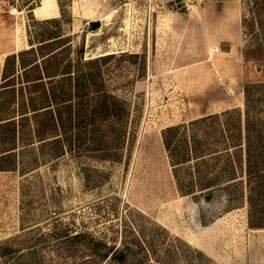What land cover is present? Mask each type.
<instances>
[{
  "label": "rangeland",
  "instance_id": "rangeland-1",
  "mask_svg": "<svg viewBox=\"0 0 264 264\" xmlns=\"http://www.w3.org/2000/svg\"><path fill=\"white\" fill-rule=\"evenodd\" d=\"M211 1L0 0V88L12 82L19 96V60L48 55L55 92L74 90L59 80L63 69L92 72L78 82V92L87 88L79 111L96 89L120 111L43 141L31 117L20 125L15 102L0 105L18 124L15 167L0 171V264H110L58 242L76 231L121 249L125 264H264V227L249 225L243 143L232 152L224 122L233 111L227 122L242 127L247 85L248 113L264 127V0H235L239 36L219 42L227 15L213 14L222 0ZM10 54L14 72L3 80ZM176 124L203 153L177 166L161 142Z\"/></svg>",
  "mask_w": 264,
  "mask_h": 264
},
{
  "label": "trees",
  "instance_id": "trees-1",
  "mask_svg": "<svg viewBox=\"0 0 264 264\" xmlns=\"http://www.w3.org/2000/svg\"><path fill=\"white\" fill-rule=\"evenodd\" d=\"M48 55L41 58L40 63L35 58L30 60H19L21 69L20 83L18 84L19 96L15 95V89L12 82H6L1 85V94H6V99L0 101V105L4 102L5 106L13 105L15 102L16 111L19 114L20 125L32 118L31 131L32 136L37 140H43L56 135L54 139L60 141V133L50 134L52 129L63 130L66 126H73L76 129L80 127L86 128V125H95V122H101L108 119H119L120 111H117L113 107L115 102L111 96L105 94L103 90L96 89V99L92 104H86V108L83 112L79 111L84 105V99L87 97V88L78 92L82 87L78 86V82L81 80H88L91 71H76L74 69H63L60 73L59 80H68L74 82L71 86H75L74 90L59 89L54 91L52 85V77L55 73H50L42 63L47 61ZM98 57H101L98 56ZM10 71L6 72V66L3 65L1 79L6 80L10 78L14 72L13 70V55H8ZM95 59H87L86 63L92 62ZM7 66V67H8ZM36 71L34 76H28L30 71ZM11 75V76H10ZM47 78L48 81H44L42 77ZM46 82L48 85H46ZM249 84H254L249 82ZM27 90V95L24 96L23 89ZM101 90V91H100ZM31 91L35 94H31ZM75 92V95H74ZM245 97V108L243 111L242 127L240 126L239 119L230 124L227 122L232 115L230 112L225 111L224 122L226 123V129L228 131V138L231 143V149L233 153L237 152L236 148L243 145L244 153V169L243 174L246 178V199L249 203V225L252 227H264V127L261 123L258 125L254 122L253 115L248 113L247 102L248 92L247 85L243 88ZM75 98V116L70 115V107L72 105V98ZM56 111L54 112V108ZM1 109V106H0ZM65 110V116L62 117V110ZM63 110V111H64ZM28 112H30L28 114ZM231 114V115H230ZM217 116V115H212ZM205 117V116H202ZM199 117L198 119H200ZM229 118V119H228ZM239 118V117H238ZM73 120V121H72ZM183 124H176L166 126L161 133V142L164 148L167 150V154L171 161V164H176L189 159L191 154H196V146L194 142L197 138L191 133L189 135L179 132L178 129L183 128ZM14 113H3L0 111V171L1 170H13L15 167L13 159L14 150V137L17 132ZM112 131V130H111ZM242 131V134H241ZM241 134V135H240ZM115 135V134H114ZM117 136V134L115 135ZM114 137V136H113ZM242 137V138H241ZM242 139V141H241ZM187 148V150H186ZM231 151L225 150V154H230ZM203 153L194 155L195 157L201 156ZM235 177H229L231 181H234ZM239 179V178H237ZM213 184L209 181L199 184V188H207L205 191V198L209 197L211 192V186ZM191 187V184H190ZM190 187L186 188L189 192ZM262 199L263 204H258L256 200ZM207 221H203L206 224ZM63 236L58 240L60 244L65 247H77L82 253H86L89 256H96L99 258H110V264L115 261L119 264L123 263L124 254L121 249L117 247L107 246L102 240L91 236L86 231H76L73 234H58L57 237Z\"/></svg>",
  "mask_w": 264,
  "mask_h": 264
},
{
  "label": "crops",
  "instance_id": "crops-1",
  "mask_svg": "<svg viewBox=\"0 0 264 264\" xmlns=\"http://www.w3.org/2000/svg\"><path fill=\"white\" fill-rule=\"evenodd\" d=\"M209 4H212L211 0H208ZM221 7L220 9H212L213 10V14L218 15L220 12L222 13V15H226L229 20H231L233 23L229 24V25H225V19L226 17H224L223 22H221V27L217 30L216 32V36H215V40L214 41H229L232 39H236L239 36V27L236 26V22H237V9H236V4H235V0H222L221 2ZM225 12V13H224ZM241 65V64H240ZM242 65H245L242 63ZM256 79V78H255Z\"/></svg>",
  "mask_w": 264,
  "mask_h": 264
}]
</instances>
